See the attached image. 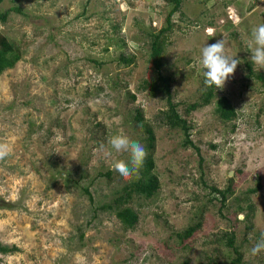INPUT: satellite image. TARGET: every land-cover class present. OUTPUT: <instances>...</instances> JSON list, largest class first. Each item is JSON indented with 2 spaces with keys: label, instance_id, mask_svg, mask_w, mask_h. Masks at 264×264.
<instances>
[{
  "label": "rangeland",
  "instance_id": "obj_1",
  "mask_svg": "<svg viewBox=\"0 0 264 264\" xmlns=\"http://www.w3.org/2000/svg\"><path fill=\"white\" fill-rule=\"evenodd\" d=\"M13 7L23 13L0 24V36L23 54L0 76V142L12 146L0 160V244L15 251L0 254V264H206L214 248L228 253L215 239L233 231L245 261L264 264V252H250L264 232V85L247 80L245 68L251 61L246 41L264 24V0H183L185 19L173 17L179 29L171 37L165 72L175 78V103L201 98L206 43L224 38L241 60L218 89L236 108L235 120L221 122L215 101L189 115L179 107L193 126L200 156L183 147L181 132L156 120L167 108L165 98L140 90L143 81L156 78L149 34L166 25L172 9L166 0H5L2 10ZM121 56L135 63L125 64ZM136 109L155 128L161 188L152 199L132 203L140 221L124 232L113 213L99 208L132 178L120 176L111 163L130 157L114 153L110 160L103 148L116 134L141 143ZM91 130L106 141L93 143ZM108 171L110 179L101 176ZM202 172L208 188L225 190L232 179L234 197L261 180L262 189L251 197L252 231L235 206L220 210L212 201ZM198 220L202 228L180 243L176 234Z\"/></svg>",
  "mask_w": 264,
  "mask_h": 264
},
{
  "label": "trees",
  "instance_id": "obj_2",
  "mask_svg": "<svg viewBox=\"0 0 264 264\" xmlns=\"http://www.w3.org/2000/svg\"><path fill=\"white\" fill-rule=\"evenodd\" d=\"M172 7L166 18V25L158 32L149 34V61L151 67L156 74V78L153 80H145L140 86L142 92H146L152 98L163 97L166 100L167 108L162 110L157 116L156 120L161 126L168 127L171 130L181 132L184 136V148H192L200 156V150L198 146L193 142L191 138V131L193 130L192 124L180 114L179 107L184 105V112L186 115L211 105L215 101V114L223 123H229L237 118V111L231 100L225 96H218V89L213 85L208 87L205 85V77L202 78L201 88L202 94L198 101L192 104H180L174 102L173 87L175 84V78L172 74L165 72L166 67V54L168 47L171 43V37L176 29H179L178 25L174 22L173 17L176 14L181 15V19H185L182 13L183 0H166ZM5 0H0V24H7L10 20L11 14L16 12L23 13V10L19 7H13L7 11L2 10V5ZM22 50L20 47L12 42L6 36H0V76L6 71L14 69L18 62L22 60ZM120 61L125 64L135 63L134 58L127 59L124 56L120 57ZM245 68L247 71V80L256 81L264 85V74L258 73L254 70L253 64L250 60L245 61ZM132 101L136 100V96H131ZM135 123L138 129L142 132L141 144H143L147 150V158L145 160L143 168L140 170L138 176H133L130 181L116 193L114 199L109 203L101 206L99 209L102 212L113 213L120 224L124 232L135 230L139 224V214L132 207V203L135 200H150L156 196L161 188V183L158 175L155 173L156 160L155 153L157 148V137L154 126L148 122L143 115L141 109H136ZM97 130V128L95 127ZM105 130H103L104 132ZM90 135L93 143L97 141H106V135L104 134V140L96 138L97 132L91 130ZM97 141H96V140ZM215 148V147H214ZM203 159L200 157V168L203 166ZM111 178L113 172L108 171L106 174H101ZM200 180L205 188H208L204 181V173L202 172ZM232 179H230V185L225 190H219L215 186H210L211 194H213L212 201L220 203V210L224 208L232 209L234 206L236 215L245 214L244 222L247 223V231H252L251 218L254 217V206L251 203V197L257 194L261 189V180L256 185V188L247 190L241 193L239 196L234 197L235 193L232 187ZM78 185V183H77ZM89 200L93 203L94 199L88 188L84 189ZM232 203L229 202L232 198ZM202 221L198 220L197 223L191 225L187 230L177 233V237L180 243L191 239L195 233L202 228ZM215 243L228 249V253L225 255L223 249L220 247L214 248L212 255L206 257V264H221V257H225L226 264H255L252 261H245L244 253L241 246L237 244L236 232H226L215 239ZM15 251V248H9L0 244V254H9ZM184 264H190L186 261Z\"/></svg>",
  "mask_w": 264,
  "mask_h": 264
},
{
  "label": "clouds",
  "instance_id": "obj_3",
  "mask_svg": "<svg viewBox=\"0 0 264 264\" xmlns=\"http://www.w3.org/2000/svg\"><path fill=\"white\" fill-rule=\"evenodd\" d=\"M251 49V62L254 66L264 69V24H260L251 31V38L246 41ZM200 63L205 69L204 83L208 87L213 85L216 89H223L226 82L234 75L241 63L237 57L229 52V46L224 38L213 44H205L201 50ZM12 152V146L7 142H0V160H4ZM114 153H128L129 161L113 160L112 170L124 178L138 176L147 158V150L139 141L132 140L124 134L112 135L108 139V146L103 148L106 158L112 159ZM251 255L256 256L264 252V232L250 249Z\"/></svg>",
  "mask_w": 264,
  "mask_h": 264
}]
</instances>
